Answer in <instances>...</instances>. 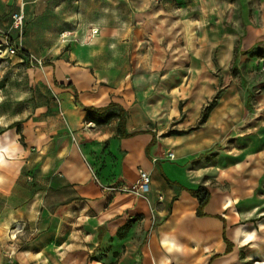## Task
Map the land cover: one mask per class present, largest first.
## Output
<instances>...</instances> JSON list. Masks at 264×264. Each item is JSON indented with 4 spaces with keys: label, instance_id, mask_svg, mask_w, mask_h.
Here are the masks:
<instances>
[{
    "label": "crops",
    "instance_id": "crops-1",
    "mask_svg": "<svg viewBox=\"0 0 264 264\" xmlns=\"http://www.w3.org/2000/svg\"><path fill=\"white\" fill-rule=\"evenodd\" d=\"M13 4L14 12L21 6L27 17L49 6L55 11L69 9L75 30L84 27L88 35L61 55L73 59L71 64L53 62L59 82L74 85L75 89L65 88L75 101H59L58 110L38 107L26 116L20 123L26 146L17 140L16 127L2 128L6 133L0 139V159L19 153L22 158L9 163L11 170L0 178V194L14 202L0 214V233L15 236L25 230L31 237L0 245V264H264V213L238 203L243 194L236 187L212 186L197 168L165 158L169 147L183 154L199 153L211 143L207 130L161 137L147 117L150 101H129L131 88L122 92L115 76L168 78L189 72L182 100L208 101L217 85L213 59L226 68L233 57L238 32L227 25L235 20L233 4L219 0L209 4L163 0L159 6L157 0H13ZM191 9L197 10L194 20ZM172 12H180V19L173 22ZM211 18L213 24L208 23ZM175 40L181 45L179 52ZM95 41L102 44H92ZM239 41L243 50L264 43V0L254 15L246 16ZM162 88L173 91L172 81L157 87ZM110 102L124 109L128 136L119 135L115 108L100 123L92 118L104 116L87 117L83 109ZM219 118L215 109L203 121L209 127ZM139 169L150 175L144 196L122 190L134 185ZM231 170L230 166L220 173L219 180ZM200 185L208 188L209 200L203 214L197 215V198L187 189Z\"/></svg>",
    "mask_w": 264,
    "mask_h": 264
},
{
    "label": "rangeland",
    "instance_id": "rangeland-1",
    "mask_svg": "<svg viewBox=\"0 0 264 264\" xmlns=\"http://www.w3.org/2000/svg\"><path fill=\"white\" fill-rule=\"evenodd\" d=\"M162 1L157 0V6ZM210 1L207 0V3ZM219 1L233 4L235 20L227 21V25H231V29L237 27L240 38L245 30L246 16L254 15L260 0ZM13 6V0H0V139L6 133L2 132V128L5 129L13 121L20 127L24 118L38 107L58 110L59 101H75L69 90L58 86L60 82L53 62L58 60L71 64L73 59L61 55L75 49L82 43V37L88 35L84 27L75 30L73 20L69 18V9L55 11L51 6L28 17L25 10L17 6L16 11L20 8L23 11L24 23L21 31L16 30L10 22ZM191 13V20L196 19L197 10L191 9ZM179 14L172 12L173 22L180 19ZM214 20L208 19V23L213 24ZM238 37L234 40L233 57L226 68L213 59L212 71L217 85L211 98L201 104L182 100L183 88L191 76L189 72L174 73L168 78L164 74L115 76L122 92L125 87L131 88L129 101H150L151 111L147 117L161 137L176 138L200 130L209 133L211 143L199 153L183 154L176 152L174 147L166 149L165 158L168 161H185L197 168L199 176L212 186L218 184L223 189L236 187L243 194L238 203L243 204L245 209L254 207L264 213V43L243 50ZM92 44L100 46L102 43L95 41ZM174 44L175 52H179L182 49L180 43L175 40ZM7 45L16 49L14 54L9 55L5 51ZM174 61L176 64L177 59ZM168 81H172L173 91L157 89L161 83ZM104 84L107 85V82ZM221 98L225 100L219 101ZM210 103L213 105L207 111ZM215 109L220 120L205 126V112L209 116ZM19 137L18 134V141ZM23 146H26L25 142ZM170 152L173 158L169 157ZM21 158L19 153L0 159V178L8 175L12 167L9 163H19ZM230 166L229 175L219 180L220 173ZM13 205L14 202H8L0 194V214L7 213ZM30 237L25 230L16 232L15 236L12 232H3L0 233V245L23 243Z\"/></svg>",
    "mask_w": 264,
    "mask_h": 264
},
{
    "label": "trees",
    "instance_id": "trees-1",
    "mask_svg": "<svg viewBox=\"0 0 264 264\" xmlns=\"http://www.w3.org/2000/svg\"><path fill=\"white\" fill-rule=\"evenodd\" d=\"M59 87L62 88H72L75 89L74 85L72 83H59L58 84ZM76 97V94H75ZM213 103H210L206 109L207 111L212 107ZM111 108V110H110ZM113 108H115L116 110V116L118 117L119 121H118V131H119V135L120 136H128L129 134L125 132L124 130V123H125V111L124 109L119 105L116 104L114 102H110L107 106L105 107H93V106H85L83 105V109L86 111L87 113V117L88 115H96V116H104V118H92V120H94L97 123L103 122V120L111 115L114 114V110ZM110 110V111H109ZM109 111V112H108ZM207 111L204 114V119L207 116ZM203 119V120H204ZM8 128H13L16 127V132L20 135L19 137V141L22 143V145H24L23 142V135L21 133V129L19 127L18 123H11L7 126ZM155 140L154 138L152 139V141L150 142V145L154 144ZM147 152H148V148H147ZM187 189V188H186ZM191 195L195 196L197 198L198 201V207H197V215H202L203 214V207L204 205L208 202L209 200V190L207 187L200 185L195 189H187ZM225 238V237H224ZM226 240V238H225ZM231 247V243L227 241V251L230 250Z\"/></svg>",
    "mask_w": 264,
    "mask_h": 264
},
{
    "label": "built area",
    "instance_id": "built-area-1",
    "mask_svg": "<svg viewBox=\"0 0 264 264\" xmlns=\"http://www.w3.org/2000/svg\"><path fill=\"white\" fill-rule=\"evenodd\" d=\"M11 23L14 29L19 30V31L22 30L23 23H24V15H23V11L21 8L18 11H15L12 13ZM96 31H97V28L92 29V32H96ZM5 51L8 52L9 55H12L15 53L16 49L11 45H7L5 48ZM169 157L173 158L172 152L169 153ZM149 185H150L149 173L145 171L144 169H139L138 179L134 183V185H132L131 187H123L122 190L132 191L134 193L144 196L149 191V188H150Z\"/></svg>",
    "mask_w": 264,
    "mask_h": 264
},
{
    "label": "bare ground",
    "instance_id": "bare-ground-1",
    "mask_svg": "<svg viewBox=\"0 0 264 264\" xmlns=\"http://www.w3.org/2000/svg\"><path fill=\"white\" fill-rule=\"evenodd\" d=\"M2 147H0V150H1Z\"/></svg>",
    "mask_w": 264,
    "mask_h": 264
}]
</instances>
